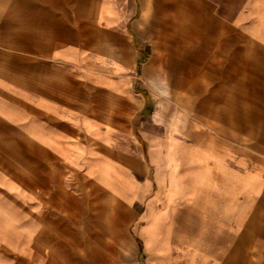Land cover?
<instances>
[{
    "label": "crops",
    "instance_id": "obj_1",
    "mask_svg": "<svg viewBox=\"0 0 264 264\" xmlns=\"http://www.w3.org/2000/svg\"><path fill=\"white\" fill-rule=\"evenodd\" d=\"M0 264H264V0H0Z\"/></svg>",
    "mask_w": 264,
    "mask_h": 264
}]
</instances>
